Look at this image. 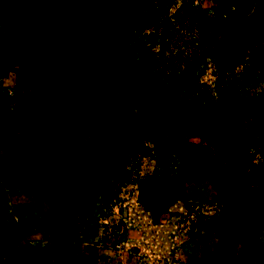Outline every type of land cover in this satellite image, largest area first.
Masks as SVG:
<instances>
[{
    "label": "rangeland",
    "instance_id": "rangeland-1",
    "mask_svg": "<svg viewBox=\"0 0 264 264\" xmlns=\"http://www.w3.org/2000/svg\"><path fill=\"white\" fill-rule=\"evenodd\" d=\"M16 1L0 6V264H237L247 245L234 228L257 210L247 188L226 191L211 165L201 176L165 150V139L185 137L216 156L226 133L264 129V82L250 79L232 102L186 107L201 65L188 68L184 40L201 10L226 12L223 0H112L108 60L93 74L82 64L75 84L57 47H35V14ZM263 12L256 4L251 16ZM158 180L176 202L155 201ZM258 236L253 263L264 264V225Z\"/></svg>",
    "mask_w": 264,
    "mask_h": 264
},
{
    "label": "trees",
    "instance_id": "trees-1",
    "mask_svg": "<svg viewBox=\"0 0 264 264\" xmlns=\"http://www.w3.org/2000/svg\"><path fill=\"white\" fill-rule=\"evenodd\" d=\"M223 3L225 13L201 10L195 36L184 40L188 68L196 62L201 65L195 72H190L187 82L186 101L193 104L192 107L186 106L189 110L238 100L250 91V79L251 83L264 82V12L251 16L252 8L264 0H223ZM166 29L169 30H165V36L174 39L175 24L171 23ZM169 42H159L160 48L154 54H162ZM154 67L157 76H164L166 70L161 64ZM207 72L209 78L204 77ZM239 115H228L229 122L225 123L232 128L230 122ZM165 141L166 152L179 153L184 162L198 169L201 176L206 175L211 165L220 188L227 191L237 184L247 188L246 196L257 210L249 218L241 219L240 226L234 228L243 234L247 245L236 257V263L254 264L252 257L261 251L263 245L258 231L264 225V129L247 132L245 138L226 133L216 156L205 155L199 144L185 137ZM178 198L173 190L158 180L157 203L173 204ZM184 202L191 209L190 204Z\"/></svg>",
    "mask_w": 264,
    "mask_h": 264
},
{
    "label": "crops",
    "instance_id": "crops-1",
    "mask_svg": "<svg viewBox=\"0 0 264 264\" xmlns=\"http://www.w3.org/2000/svg\"><path fill=\"white\" fill-rule=\"evenodd\" d=\"M15 1L10 0V3L17 4L18 2ZM111 1L21 0L19 2L35 14L37 24L33 44L36 47L38 41L49 40L53 48L57 47L60 60H64L63 70L60 72L63 76L66 75L68 83L71 81V84H75V75L80 72L78 69L82 64H90V72L93 74L99 73L107 62L112 47V36L107 34L110 32V14L113 11ZM2 5L7 6V0H0V6ZM212 175L214 177V173ZM42 187L44 188V183ZM68 243L71 245V239Z\"/></svg>",
    "mask_w": 264,
    "mask_h": 264
},
{
    "label": "flooded vegetation",
    "instance_id": "flooded-vegetation-1",
    "mask_svg": "<svg viewBox=\"0 0 264 264\" xmlns=\"http://www.w3.org/2000/svg\"><path fill=\"white\" fill-rule=\"evenodd\" d=\"M44 100L47 102V99H44ZM41 102H42V101H38V105H37L38 108L40 107Z\"/></svg>",
    "mask_w": 264,
    "mask_h": 264
}]
</instances>
